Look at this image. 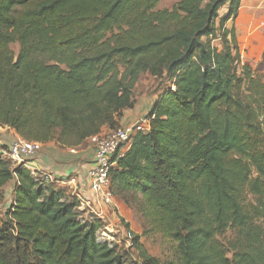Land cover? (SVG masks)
Segmentation results:
<instances>
[{"label": "trees", "instance_id": "1", "mask_svg": "<svg viewBox=\"0 0 264 264\" xmlns=\"http://www.w3.org/2000/svg\"><path fill=\"white\" fill-rule=\"evenodd\" d=\"M161 1L0 0V127L74 149L120 127L142 75L164 79L148 130L110 171L113 196L139 195L145 221L175 245L161 263L134 236L136 264H264V84L225 27L240 0L155 10ZM0 201V264H133L96 241L102 222L79 220L66 188L1 156Z\"/></svg>", "mask_w": 264, "mask_h": 264}, {"label": "rangeland", "instance_id": "2", "mask_svg": "<svg viewBox=\"0 0 264 264\" xmlns=\"http://www.w3.org/2000/svg\"><path fill=\"white\" fill-rule=\"evenodd\" d=\"M178 1L179 0H162L156 6L155 10H170ZM208 1L209 0H204V2ZM252 1L256 2V0ZM246 3L247 0H244L242 9H238L235 19L226 23L225 27L227 29L234 28L235 30L238 43H240L239 49L241 63L248 65L251 68L253 75L260 79L259 81L261 84H264V56L263 52L258 46V43L253 42V46L248 47L247 49L241 46L243 44L241 38L247 35L249 28L258 30L261 29L257 28L256 25H259L262 20H264V17H262L264 16V10H256L254 8L244 9L243 7ZM226 12L227 6L222 7L218 12L219 17L224 16ZM246 14H248V16H246ZM255 38L256 37H253V40H256ZM213 45L220 49L218 41H213ZM10 48L15 54H17L19 51V46L17 44L11 45ZM167 88H169V83L167 81L164 79H156L148 74H144L138 79V82L136 83L133 90L135 105L131 111L129 110L127 112L128 117L133 119V123L146 119L147 115L144 117L141 116L145 115V111L147 110L149 104L151 105L158 95ZM250 91L251 89L248 86H243L242 90L240 91V96H247L249 95ZM259 121H261V119H259ZM14 138L16 137H14V135H9L7 131L3 134H0V143H4L7 146V144H9ZM262 138L263 136H261L259 139L261 140ZM1 144L0 148L5 149L4 147L6 146H1ZM259 145H262V142H260ZM76 150L79 151L78 155H81L79 160H82V162H87L90 158V155L94 151V146L91 141H86L84 144L77 147ZM232 158H235V156H232ZM3 159L8 161L11 166L17 165L15 161L8 157ZM252 171L253 172L251 173V176L254 177V170ZM56 186L62 187L59 184H56ZM5 192L7 194V191ZM254 203V197L245 191L243 195V205L248 207ZM142 204L143 202L139 195L128 194L120 195L119 197L114 196L112 204L103 208V219L106 223V227H109L110 225L112 226L110 235L114 236V238L119 239L120 241V255L125 254L133 264H136L137 262L135 248L127 249L126 243L123 240L126 231H131L134 236L139 237L140 245L144 248L149 256L158 259L161 263L172 261L175 258L174 243L166 239L161 233L154 232L152 230L151 226L145 221L143 215L140 212ZM4 210L5 206H3V201H0V215L3 214ZM84 218L89 219V216L85 215ZM126 225H128V229L126 228ZM232 237L233 230H228L224 235L218 238V241L222 244H225ZM231 256V253L227 254L228 258H231Z\"/></svg>", "mask_w": 264, "mask_h": 264}, {"label": "built area", "instance_id": "3", "mask_svg": "<svg viewBox=\"0 0 264 264\" xmlns=\"http://www.w3.org/2000/svg\"><path fill=\"white\" fill-rule=\"evenodd\" d=\"M148 124L149 120L144 119L90 138L89 140L94 146L91 165L86 176L78 181L75 180L77 174L72 177L59 178L47 170L31 169L28 166L29 160L34 158L42 149V144L37 142H29L16 137L7 144L4 150L0 148V156L2 158L8 157L16 162V166L21 165L30 171L34 182L46 189L51 185L59 188L56 184H62L68 191H72L69 193L77 201L75 212L79 220L99 219L102 226L95 232L96 241L106 244L109 249H114L116 253L120 254V241L110 235L112 226L106 227L103 219V208L111 205L114 198L110 186V171L116 161L128 149L133 137L139 132L148 130ZM63 179H68V182L63 181ZM85 215L89 216V219H85ZM133 237L131 231H126L124 234L123 240L127 249L134 248Z\"/></svg>", "mask_w": 264, "mask_h": 264}, {"label": "crops", "instance_id": "4", "mask_svg": "<svg viewBox=\"0 0 264 264\" xmlns=\"http://www.w3.org/2000/svg\"><path fill=\"white\" fill-rule=\"evenodd\" d=\"M243 2L244 0H240L239 9H242ZM243 8L244 9L254 8L256 10L258 9L264 10V0H256V2H253L252 0H247V3L244 4ZM246 16H248V14H246ZM256 26L257 28H261L259 29L260 31L258 29L249 28L247 31V35L241 38L243 42L241 46L247 49L248 47L253 46V44L256 42L258 43L259 48L263 52L264 50V20H262V22ZM253 37H256L255 38L256 40H253ZM152 104L153 103H151V105L149 104V106L147 107V110L145 111V115H142L141 117H144L148 114V112L152 108ZM128 111L129 110L124 111L122 113V116L119 120L120 127L127 126L134 122L133 119H130L128 117L127 115ZM7 131L9 135H14V137H18L17 134L13 130L7 127H0V134H3ZM4 145L6 146V144L4 143L1 144V146H4ZM78 154H79V151H77L76 148L74 149L61 148L55 142H50V143L42 145L41 151L34 158L29 160L28 166L31 169L37 170V171L47 170L50 173L55 174L59 178H64L67 176L72 177L73 175L77 174L78 179L75 178V180L78 181L79 179H83L86 176V172L90 168V165H91V159H92L93 153L90 155V158L88 159L89 162L88 161L82 162V160L80 161L79 159L81 155H78ZM63 181L68 182V179H63ZM59 185L62 186L59 188H64L62 184H59ZM11 186L12 184H9L5 188V190L7 191V198L9 199H10ZM70 186L72 185L70 184ZM69 192H72V191H69Z\"/></svg>", "mask_w": 264, "mask_h": 264}]
</instances>
